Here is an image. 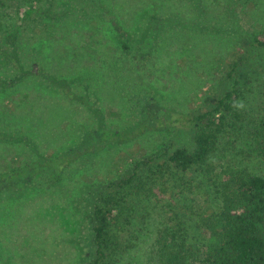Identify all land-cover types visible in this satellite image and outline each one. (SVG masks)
Returning a JSON list of instances; mask_svg holds the SVG:
<instances>
[{"label": "rangeland", "instance_id": "1", "mask_svg": "<svg viewBox=\"0 0 264 264\" xmlns=\"http://www.w3.org/2000/svg\"><path fill=\"white\" fill-rule=\"evenodd\" d=\"M41 8L20 18L13 4L0 7V49L10 53L7 37L14 36L18 57L30 72L12 87L0 86V173L49 150L57 154L99 122L123 129L166 110L211 107L213 94L231 85L228 62L244 56L241 37L252 39L264 31V0H55ZM157 16L164 22L152 23ZM243 73L241 112L254 118L264 104V67L253 65ZM15 76L0 54V79ZM52 80H65L96 103L99 116L70 100ZM235 144L216 155L222 167L250 159L240 139ZM171 145L190 148V133L150 131L80 158L56 185L37 177L3 195L0 264H87L97 190L135 170L146 175L155 164L137 165ZM191 177L176 176L169 185L194 197L180 203L173 225L196 264L220 233L219 225L208 221L216 211L206 212L204 201L214 209L219 202L209 183L197 187ZM140 210L133 213L131 234L122 235L120 254L111 264H159L151 256L158 249L157 231L165 227L163 217L145 220ZM201 212L205 221L196 216Z\"/></svg>", "mask_w": 264, "mask_h": 264}, {"label": "trees", "instance_id": "2", "mask_svg": "<svg viewBox=\"0 0 264 264\" xmlns=\"http://www.w3.org/2000/svg\"><path fill=\"white\" fill-rule=\"evenodd\" d=\"M54 2L0 0V7L7 8L13 4L15 13L20 18H26L44 11L41 6L50 8ZM156 21L164 22L159 16L153 18L152 23ZM7 40L12 50L8 53L0 49V54L8 59L16 76L9 81L0 79L2 87H12L30 73L18 57L16 38L8 36ZM123 48L126 49L124 44ZM241 48L244 56L228 62L225 70L227 78L232 80L231 85L221 93L213 94L211 107L185 113L166 110L160 117L139 121L123 129L107 128L99 122L76 144L57 154L49 150L30 162L1 172L0 200L18 185L28 184L37 177H45L50 186L56 185L73 163L88 154L102 151L108 145L133 142L150 131L182 130L190 133V148L171 145L158 157L148 158L137 165L141 169L150 163L155 164L146 175L142 176V172L135 170L128 178L110 182L97 190L91 203L92 257L87 264H111L122 235L131 234L133 213L137 207L141 208L139 213L145 220L147 217L150 220L159 215L163 217L162 225L165 227L157 231L155 244L158 249L152 252V259L159 264H195L188 259V250L173 225L176 217L181 215L180 203L194 197L179 186L169 185L176 176L188 174L197 187L209 183L216 194L215 200L219 202L214 209L210 200L204 201L206 212L216 211L208 221L212 225L217 223L220 233L218 242L205 251L202 261L196 264H264V104L258 106L254 118H243V108L238 110L232 106L242 100L240 85L243 71L253 65L264 67V31L252 39L241 37ZM52 82L70 100L85 104L99 116L96 103L77 94L65 80ZM261 95L264 98V87ZM231 135L234 140H231ZM238 139L250 159L246 164H226L222 167L215 160L216 155L219 150L225 149L224 146L227 149L234 147ZM196 216L205 221L202 212ZM162 234L167 238H162Z\"/></svg>", "mask_w": 264, "mask_h": 264}, {"label": "clouds", "instance_id": "3", "mask_svg": "<svg viewBox=\"0 0 264 264\" xmlns=\"http://www.w3.org/2000/svg\"><path fill=\"white\" fill-rule=\"evenodd\" d=\"M232 106H233V108H236L239 110V109H242L244 107V104L242 101L241 102H234Z\"/></svg>", "mask_w": 264, "mask_h": 264}]
</instances>
